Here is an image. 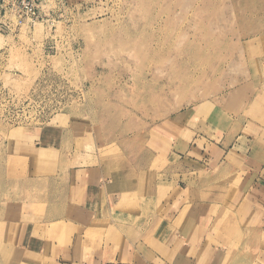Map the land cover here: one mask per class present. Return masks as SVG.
<instances>
[{"label": "rangeland", "instance_id": "374dc122", "mask_svg": "<svg viewBox=\"0 0 264 264\" xmlns=\"http://www.w3.org/2000/svg\"><path fill=\"white\" fill-rule=\"evenodd\" d=\"M38 7L29 26L0 8V27L11 25L0 29V264H20L11 250L18 223L47 237L59 225L61 244H69L80 228L81 165L102 163L112 173L140 168V185L172 184L167 180L182 169L204 173L195 158H183L185 140L191 142L171 125L176 116H184L179 123L190 138H205L201 150L212 141L207 133L219 132L229 143L242 136V154L264 147V0H39ZM238 178H221L216 187L228 213L216 224L255 229L258 217L236 216L228 206ZM213 183L202 181L172 206H154L141 190L144 207L137 210L147 216L112 215L100 204L99 222L79 236L82 245L101 235L103 216L119 260L147 263L161 252L169 227L161 223L177 229L184 217L174 221L170 213L180 208L196 218L192 202L212 197ZM253 237L242 230L237 241ZM52 250L46 248L45 264Z\"/></svg>", "mask_w": 264, "mask_h": 264}, {"label": "crops", "instance_id": "0c3cea01", "mask_svg": "<svg viewBox=\"0 0 264 264\" xmlns=\"http://www.w3.org/2000/svg\"><path fill=\"white\" fill-rule=\"evenodd\" d=\"M201 107L195 108L204 109L203 107L207 106ZM182 117L184 116H176L175 120H171V125L177 127L180 137L184 135L185 139L187 137L190 139L191 144L189 145V142L185 140L186 144L182 147L181 151H184L186 155L183 158H195L191 160L196 161L198 166H202L204 173L201 172V167L198 174L189 169H182L174 171L175 179L167 180L168 182L172 181V184L140 185V168L133 172L123 169L112 173L111 171L114 169L110 171V167L104 168L102 163L96 166L81 165L79 170L86 173L85 181H79L81 186L84 185V201L80 205L82 207L75 210L78 219L74 223L80 228L74 235L72 234L73 238L72 235L68 237V239L70 238L69 244L68 240L67 243L61 244L63 236L60 234L61 231L55 229L60 227L59 225L55 228L52 227L50 229L51 236L47 237L41 232H38L36 236L33 235L32 226L27 227L28 225H26L25 228L23 223L16 224L11 246L15 258L13 259L14 263L18 261L20 264H45L44 252L46 248L50 247L53 248L50 255L52 261L46 262V264H131L119 260V251H116L119 246L116 242V244L110 242L106 236V228L109 223L108 218L103 216H100V221L104 223L101 229L103 231V234L100 235L101 239H98L99 236L93 245L86 243L84 246L82 245L79 236H82L86 228H93L95 227L94 223L99 222L97 221L99 220L97 207L100 204H105L107 208L110 207L112 215L123 214L126 216L132 212L135 217L147 216V213L143 214L142 211L137 210V208L144 207L141 190L148 191L145 199L153 202L154 206L157 201L161 204L167 202V205L172 206L174 202H183L188 198L190 192L196 188V185L200 186L202 181L205 182L213 178V187L217 190L220 188L217 185L221 183V178L235 176L236 179L238 174L236 193L229 198L228 206L234 210L236 216L247 217L252 214V218L258 217L257 228L250 227L248 229L249 226L234 225L229 220L216 224L217 216L220 213L228 214L225 212L227 197L219 195L220 191L217 190L212 197L197 199L196 202L191 203L193 206L195 204L198 206L196 218H188V211L182 215L180 213L183 211L182 208L177 214L176 212L170 213L174 217V221H176L175 217L183 216L182 224L177 222V229H175L171 222L161 223V227L169 226L164 230V241H160L159 249L162 253L158 252L159 254L155 255L150 253V261L143 264H264V147L248 146L246 153L242 154L236 150L237 147L242 146V136H238L233 143H229V141L226 142V133L222 135L220 132L215 134L205 132L212 141L201 150L199 143L205 138L198 132L190 138L192 131L179 123V119ZM216 125L219 126L217 122ZM199 129L202 130V128ZM232 159H234L233 162ZM182 202L181 205H183ZM57 212L49 210L48 215L54 216ZM101 214H105L104 209L101 210ZM79 220L82 222L79 223ZM140 221L141 219L138 220V222ZM53 224H57V221H51L50 225ZM84 224L86 225L81 231ZM159 230L156 229V232ZM242 230L249 233L253 231L254 237L245 242L237 241ZM96 232L99 231L93 230V233L97 234ZM49 238H51L50 243ZM138 246V244L132 245L133 249ZM257 247L260 248L257 250ZM246 249L257 253L253 257L251 254L245 253Z\"/></svg>", "mask_w": 264, "mask_h": 264}, {"label": "built area", "instance_id": "2783aa9c", "mask_svg": "<svg viewBox=\"0 0 264 264\" xmlns=\"http://www.w3.org/2000/svg\"><path fill=\"white\" fill-rule=\"evenodd\" d=\"M39 0H0V8L4 14L8 13L17 19V25H33L38 18ZM0 29L10 27V23H3Z\"/></svg>", "mask_w": 264, "mask_h": 264}, {"label": "bare ground", "instance_id": "6f19581e", "mask_svg": "<svg viewBox=\"0 0 264 264\" xmlns=\"http://www.w3.org/2000/svg\"><path fill=\"white\" fill-rule=\"evenodd\" d=\"M1 40H2V39H1ZM1 40H0V41H1Z\"/></svg>", "mask_w": 264, "mask_h": 264}]
</instances>
